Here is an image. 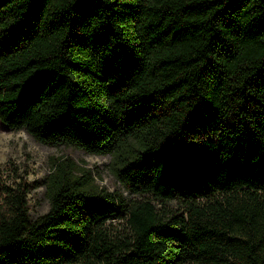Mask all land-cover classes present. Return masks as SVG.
<instances>
[{
	"label": "trees",
	"instance_id": "16d2710c",
	"mask_svg": "<svg viewBox=\"0 0 264 264\" xmlns=\"http://www.w3.org/2000/svg\"><path fill=\"white\" fill-rule=\"evenodd\" d=\"M0 121L148 198L0 172V264H264V0H0Z\"/></svg>",
	"mask_w": 264,
	"mask_h": 264
},
{
	"label": "rangeland",
	"instance_id": "374dc122",
	"mask_svg": "<svg viewBox=\"0 0 264 264\" xmlns=\"http://www.w3.org/2000/svg\"><path fill=\"white\" fill-rule=\"evenodd\" d=\"M75 162V174L87 175L88 183L95 189L121 191L134 200H147V196L131 193L119 180L117 168L120 158L117 153L92 154L78 147L59 144L49 145L38 142L24 130L13 131L2 127L0 121V172L7 183L27 179L34 184L28 194L32 218L49 208L47 193L48 175L63 161ZM128 216L108 221L107 228L113 239L129 234ZM94 264H105L95 260Z\"/></svg>",
	"mask_w": 264,
	"mask_h": 264
}]
</instances>
